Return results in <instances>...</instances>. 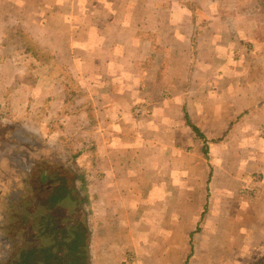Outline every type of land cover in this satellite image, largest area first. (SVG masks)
<instances>
[{"label":"crops","instance_id":"obj_1","mask_svg":"<svg viewBox=\"0 0 264 264\" xmlns=\"http://www.w3.org/2000/svg\"><path fill=\"white\" fill-rule=\"evenodd\" d=\"M24 2L0 0V5L7 9ZM74 2L71 20L77 13ZM193 2L206 11L207 24L195 18V8L185 3L157 6L156 23L142 19L135 26L127 13L109 11V56H89L87 62L95 65L88 71L71 69L75 76L81 74V85L87 82L92 95L101 94L96 106L99 113L103 111L94 138L99 162L106 159V163L99 168L101 178L90 187L98 207L90 209L89 264H255L258 254V263L264 256V99L259 96L264 87L219 79L228 66L217 75L186 72L191 56L177 60L175 55L196 54L204 33L207 43L217 44L215 49L205 44V61L221 63L232 46H239L235 34L224 39L217 33L225 18L238 16L237 10L226 7L224 16L217 2ZM23 18L20 23L27 32L37 17L31 12ZM18 22L16 18L6 28ZM38 25L41 31L65 27L63 21L54 26L49 19ZM91 26L98 28V23ZM139 31L151 35L144 40ZM225 42L229 46L224 48ZM130 46L139 50L131 52ZM242 51L253 53V49ZM163 52L169 60L161 58ZM72 56L75 60L79 55ZM146 60L148 71L161 66L166 72L152 75L145 84ZM8 63L15 64L10 59ZM99 63H109V71L104 65L98 69ZM100 72L102 78L109 77L108 83L96 81ZM58 88L65 94L62 86ZM53 92L46 99L52 105L58 101ZM27 95L21 84L13 103H24L22 97ZM94 121L97 127L98 117ZM205 144L208 160L202 156Z\"/></svg>","mask_w":264,"mask_h":264},{"label":"rangeland","instance_id":"obj_2","mask_svg":"<svg viewBox=\"0 0 264 264\" xmlns=\"http://www.w3.org/2000/svg\"><path fill=\"white\" fill-rule=\"evenodd\" d=\"M14 1L24 2L25 0ZM76 1V18L72 20L69 17L71 7L76 5L74 0H26L21 5L15 4V7L11 6L7 9L0 5V13L3 18L0 21V264H47L48 261L50 264L54 262L55 264H81L80 262L83 261H79L80 256L84 254V251L88 255V228L92 216L90 209L91 206L92 209L98 207L93 200L96 194L90 187L92 184L95 185L97 179L101 178L103 170L99 168H102L106 163V159H102L101 163L99 162L97 143L94 138L95 133L100 132L103 111L99 113L96 106L98 105L96 100L101 98V94L92 95L87 82L84 87L81 85L79 80L81 74L77 77L71 69L88 71L95 65L87 62L89 56H109V21H111L109 11L112 13L123 12L124 15L127 13L131 25L135 26L142 19L144 23H156L157 21L154 20L153 16H155L154 9L157 6L167 7L185 3L195 8V18L201 19V23L207 24L210 20L205 15L206 11L201 9L193 0ZM203 1L205 5L217 2L221 6L224 16L229 9L237 10L235 14L238 16L225 18L222 21L223 27L217 33L224 39H229L235 34L237 36L235 40L239 46H232L226 59L221 63L205 61L203 59L205 54L202 50L205 44L209 49L217 48V44L210 45V42L207 43V33H204V37L200 39L198 45L199 51L197 49L196 54L188 51L176 54L177 60L182 59L183 56L186 58L191 56L193 61H188L186 67V72L189 71L190 74L192 72L195 74L198 71L199 75L212 73L217 75L223 67L228 66L229 69L225 70L227 73H222L218 77L219 79L233 78L235 84H237V79L245 80L241 84L255 88L264 87V14L261 15L257 10L261 0ZM94 10L96 15L92 12ZM31 12L35 14L37 21L35 20L30 24V30L26 32L20 22L22 19L24 22L23 17ZM37 15L41 19H49V21L55 22L54 26H57L59 20L63 21L65 27L62 30L54 28L50 31H41V26L38 25L41 24V19H38ZM209 15L212 17V14ZM16 18L19 19L18 24L6 28V25L14 23ZM233 21H235L234 24ZM91 23H98V28L95 26L93 29ZM153 26L154 24L148 28ZM20 30L29 35L28 43L31 42L32 44L30 49L36 57L34 58L35 61L27 60L29 55L21 52L23 37L16 36ZM139 33L144 40L147 39L148 34L151 35L150 32L145 34L139 31L138 36ZM45 41L47 44H43ZM227 46L229 45L225 42L224 48ZM130 49L131 52H135L139 50V47L130 46ZM242 49L245 51L246 49L249 51L253 49V53H248V51V54H245ZM122 50L123 47H120V51ZM181 52L182 50L179 51V53ZM71 53L79 55L77 60H74L73 56L71 57ZM161 58L169 60V54L163 52ZM7 59L12 60L15 63L14 66L11 63L6 65ZM18 63H21L22 66L19 67ZM148 63L149 60H146L142 67L143 70H146L144 72L146 75L148 73L151 75L150 77L143 75L142 81L145 84L149 79H152V75L156 77L158 74L163 75L166 72V68L163 69L161 66L148 71V68H145L149 65ZM175 64L176 62H174ZM102 65L109 71V63H99L98 69ZM38 66L37 69L32 68ZM108 79L109 77L104 76L102 78L101 76L96 81L108 83L106 81ZM21 84H23L28 95L22 97L24 103L14 104L13 94ZM58 85L64 89V85H68L67 92L65 89V94H63L61 93L62 88H58L60 93L58 96ZM226 87L227 85L224 84L222 89ZM96 88L100 92L101 88L98 86ZM50 92L54 93L53 97L58 100L57 103L60 102L59 105L57 103L52 105L46 101ZM108 92L109 89L102 94ZM30 96L31 101L29 98V103L25 102V99ZM167 96L164 94L165 100H169ZM251 96L255 97L256 94L251 93ZM259 96L264 99L263 93ZM162 97L161 94V99ZM63 99H65L64 105ZM138 104L145 106L144 102ZM144 111L147 118L150 117L146 108L142 112ZM97 117L98 124L95 127L94 119ZM91 137L94 138L95 143ZM39 152H41L39 160H42L46 154L53 155L52 158H57L68 167L67 170L70 173L71 171L74 172V174L71 173V176L78 192H74L77 194L75 199L72 196L68 197V200L72 198L68 210L64 207L62 209L56 207L48 209L45 204L49 202L50 197L44 195L39 187H30L32 174L28 177L24 167L28 160L31 161L37 157ZM16 192L20 193L21 198L19 195L18 199L22 200L20 203L24 206L21 212L15 211L13 221H28L24 228H20L21 224L19 226V229L23 231L18 245H15L14 241L16 238L15 227L6 222V214H10L11 211L9 210L12 207L5 206L7 200L11 199ZM23 193L26 194L24 197H22ZM78 208L84 209V216L80 215ZM71 209L76 210L75 215L73 213L70 215L69 210ZM48 210L56 213L55 215H59L61 211V217L64 215L71 217L69 223L77 222L72 228L74 234L77 235L79 232L86 235L78 238L82 249L79 250L80 253L75 258L65 259L62 253L64 247L60 244L61 238L56 237L55 234L54 236L49 235V230L53 231L51 229L53 227L54 231H64L65 228L55 224L44 227L45 221L50 218L47 215L49 213L46 212ZM69 223L66 222L65 224L70 225ZM81 224L84 232L81 231ZM16 226L18 227V224ZM57 252L62 257L59 261L55 257ZM258 256L259 254L256 256L255 264H264V256H260L259 263ZM82 258L84 259V257Z\"/></svg>","mask_w":264,"mask_h":264},{"label":"flooded vegetation","instance_id":"obj_3","mask_svg":"<svg viewBox=\"0 0 264 264\" xmlns=\"http://www.w3.org/2000/svg\"><path fill=\"white\" fill-rule=\"evenodd\" d=\"M40 153L41 152L37 153V157H34L33 159H31V161L28 160L26 166L24 167L28 177H30V175L32 174V179H30V183H31L30 187L31 188L35 186L39 187L40 191L44 195L50 197L49 202L45 204V207H48V209H52L54 207L62 209L64 207L66 210H68V205L70 204L72 200V198L68 200V197L72 196L75 199L76 198L75 196L77 194H75L74 192H78V188L75 182L72 181L71 175L74 173L70 170L72 173L71 174L67 170L68 167L63 165L57 158H52L53 155L42 154L45 157H43L42 160H39ZM19 195L20 193L18 192L14 193L11 199L9 198L7 200L8 203L7 202L5 203L6 207L8 208L12 207L11 210H9L11 211L10 214L8 213L6 214L7 216L6 222L13 224V226L16 229V238H14L15 245H18V241L22 237L21 233L23 230L19 229L20 224H21L20 228H24L28 223V221H24V222L13 221L15 211L21 212L24 206L22 203H20L21 199H18ZM24 195L26 194L23 193L22 197H24ZM20 198H21V195H20ZM75 211H76L75 209L69 210L70 215L72 213L75 215L76 214ZM78 211L80 212V215L84 216V213H83L85 212L84 209L78 208ZM46 212L49 213L47 215L50 216V218L47 221H45L44 227H47V226L49 227L51 226V224H55V225H59L65 228L64 231H54V227H53L51 228L53 231L49 230V235L54 236L55 234L56 237L61 238L60 244L63 245L64 247V252L62 251V253L64 254L63 257L65 259L75 258L80 253L79 250L82 249L80 248V242L78 238L79 236L85 237L86 235H83L79 232H77V235H75L72 228L75 227L74 225L77 224V222L73 221V223H69L71 221L70 220L71 217H67L66 215H64V217H61L62 216L61 211L59 212V215H55L56 213H52V211L50 210ZM66 222L69 223L70 225H66L65 224ZM17 224H18V227L16 226ZM82 227L83 226L81 224V227H80L81 231L84 232L82 230ZM88 231H89V228H88ZM10 244H11L10 246H12V243ZM55 257L57 261L62 259L61 254L58 252L56 253ZM82 257H84V259ZM79 261H83V262H80L81 264H89L88 255H86L85 251H84V254L80 256ZM47 264H50V261H48ZM52 264H55V262Z\"/></svg>","mask_w":264,"mask_h":264},{"label":"trees","instance_id":"obj_4","mask_svg":"<svg viewBox=\"0 0 264 264\" xmlns=\"http://www.w3.org/2000/svg\"><path fill=\"white\" fill-rule=\"evenodd\" d=\"M257 10H259V12H260L261 15L264 14V0H261V1H260V5L258 6ZM23 35H24V36H23ZM16 36H19V37H21V38L23 37L22 40H21V41H22V42H21V45H22L21 52L24 53L25 55H29V57L27 58V60H33V61H35L34 58H36V57L34 56L33 51H31V49H30V46H32V44H31V42L28 43V40H30L28 33H25L23 30H20V31L18 32V35H16ZM23 40H24V41H23ZM25 40H27V42H25ZM30 51L32 52L31 54H30ZM14 60H15V62H16V59H15V58H14ZM18 64H19V67L22 66L21 63H18ZM32 68H33V69H37V68H39V66H38V67H32ZM64 86H65V89H66V92H67V90H68V85H64ZM186 119L188 120L189 117L186 116ZM190 124H191V123H190ZM190 127L193 129V131H194L199 137H201V139H204V138H203V135L200 133V130H199V129H197V128H196L195 126H193L192 124L190 125ZM208 154H209L208 146L205 144V145H204V148H203V155L205 156L206 160H208Z\"/></svg>","mask_w":264,"mask_h":264},{"label":"built area","instance_id":"obj_5","mask_svg":"<svg viewBox=\"0 0 264 264\" xmlns=\"http://www.w3.org/2000/svg\"><path fill=\"white\" fill-rule=\"evenodd\" d=\"M143 111V108H141V112Z\"/></svg>","mask_w":264,"mask_h":264}]
</instances>
